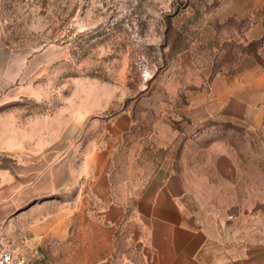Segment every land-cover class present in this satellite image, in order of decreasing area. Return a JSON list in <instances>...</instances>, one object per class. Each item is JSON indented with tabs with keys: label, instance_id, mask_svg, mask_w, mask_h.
<instances>
[{
	"label": "rangeland",
	"instance_id": "374dc122",
	"mask_svg": "<svg viewBox=\"0 0 264 264\" xmlns=\"http://www.w3.org/2000/svg\"><path fill=\"white\" fill-rule=\"evenodd\" d=\"M257 1L0 0V150L65 156L83 190L89 157L111 154L114 193L171 157L184 207H264L262 132L197 114L219 68L247 54L264 67V47L242 42L264 29Z\"/></svg>",
	"mask_w": 264,
	"mask_h": 264
},
{
	"label": "crops",
	"instance_id": "0c3cea01",
	"mask_svg": "<svg viewBox=\"0 0 264 264\" xmlns=\"http://www.w3.org/2000/svg\"><path fill=\"white\" fill-rule=\"evenodd\" d=\"M243 36L264 47L263 27ZM247 55L234 72L219 68L205 79L197 114L204 123L239 119L264 136V67ZM15 153L0 150V247L39 264H264V234H257L264 207H184L192 195L172 175L177 159H162L149 183L136 178L131 190L114 193L111 154L85 162L83 190L67 175L65 156L41 157L38 165Z\"/></svg>",
	"mask_w": 264,
	"mask_h": 264
},
{
	"label": "built area",
	"instance_id": "2783aa9c",
	"mask_svg": "<svg viewBox=\"0 0 264 264\" xmlns=\"http://www.w3.org/2000/svg\"><path fill=\"white\" fill-rule=\"evenodd\" d=\"M0 264H32L29 257L12 249H0Z\"/></svg>",
	"mask_w": 264,
	"mask_h": 264
}]
</instances>
